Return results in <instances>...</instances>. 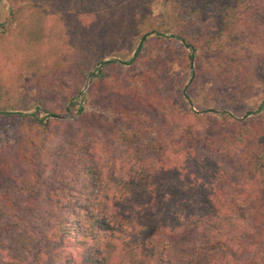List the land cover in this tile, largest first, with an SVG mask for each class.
<instances>
[{
  "label": "trees",
  "instance_id": "1",
  "mask_svg": "<svg viewBox=\"0 0 264 264\" xmlns=\"http://www.w3.org/2000/svg\"><path fill=\"white\" fill-rule=\"evenodd\" d=\"M5 1L15 48L37 72L38 105L30 114L0 108V118L23 123L0 150V264H264V124L179 112L161 71L116 74L162 37L165 20L150 11L165 1L190 85L201 70L218 81L225 68L244 72L242 90L264 85L255 38L264 0ZM68 35L79 36L76 83L49 107L40 89L60 86L63 62L46 61L45 47L58 50ZM11 36L0 24V40ZM127 36L137 42L132 59L104 60ZM53 135L48 161L41 142Z\"/></svg>",
  "mask_w": 264,
  "mask_h": 264
},
{
  "label": "rangeland",
  "instance_id": "2",
  "mask_svg": "<svg viewBox=\"0 0 264 264\" xmlns=\"http://www.w3.org/2000/svg\"><path fill=\"white\" fill-rule=\"evenodd\" d=\"M151 17H160L165 20L164 26L159 29L162 37L151 36L145 44V52L132 66H126L116 72L117 76L126 78H136L149 70L163 73L164 92L173 95V105L177 110L186 112L193 110L201 112L213 110L218 113L226 112L237 119L243 120L247 124H264V106L260 113L258 107L264 103V85L252 84L244 90L239 88V83L245 78L244 72H231L225 68L222 78L215 81L201 70L196 81L189 84V74L181 66V59L184 49L174 39L173 35L179 29L169 20L171 9L165 1L154 3L151 7ZM0 24L8 28L11 39L0 40V108L10 113L30 114L36 109L37 103V82L32 78L37 72L28 62L27 52L23 48L17 50V31L9 22V4L5 0H0ZM100 25V19L98 23ZM95 29V28H94ZM93 37L99 39L100 28H96ZM260 36L264 37V29H261ZM260 36L255 38L263 44L264 39ZM78 39L76 37L65 36L62 46L58 50L45 47L46 61H55V57L62 59V67L59 71V78L62 80L60 86L50 84L46 88L40 89V94L48 99L46 106L57 105L63 99V94L71 91L76 83L75 63L77 60ZM99 39L98 46L101 47ZM112 49L103 57L104 60H118L128 62L132 59L137 47L136 39L127 36L112 44ZM49 67L47 75H53ZM57 74V73H55ZM248 77V76H247ZM212 79V80H211ZM88 79L82 82V92L88 88ZM50 86V87H49ZM22 121L19 118L13 122L7 118H0V150L12 145L19 137L22 129ZM26 134V133H25ZM24 134V136H25ZM58 140L53 135L48 142H41L45 147V160L55 153ZM122 150L116 151L118 156Z\"/></svg>",
  "mask_w": 264,
  "mask_h": 264
}]
</instances>
